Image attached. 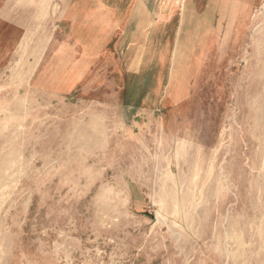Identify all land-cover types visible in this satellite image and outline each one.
<instances>
[{
  "label": "rangeland",
  "instance_id": "374dc122",
  "mask_svg": "<svg viewBox=\"0 0 264 264\" xmlns=\"http://www.w3.org/2000/svg\"><path fill=\"white\" fill-rule=\"evenodd\" d=\"M86 7L0 0V264H264V0L137 74Z\"/></svg>",
  "mask_w": 264,
  "mask_h": 264
},
{
  "label": "crops",
  "instance_id": "0c3cea01",
  "mask_svg": "<svg viewBox=\"0 0 264 264\" xmlns=\"http://www.w3.org/2000/svg\"><path fill=\"white\" fill-rule=\"evenodd\" d=\"M85 1L87 18L83 28L87 50L105 46L101 37L109 38L108 45L118 38L115 51L119 61L132 74L149 67L156 60L155 53L162 51L164 46L172 52L174 43L165 40L168 36L174 34L180 41L193 30V36L198 37L205 29L202 23L207 16L212 19L215 16L212 0ZM210 25L213 31L215 19Z\"/></svg>",
  "mask_w": 264,
  "mask_h": 264
}]
</instances>
